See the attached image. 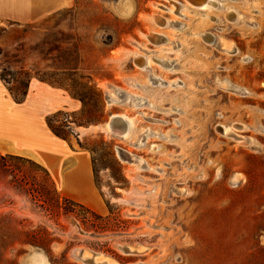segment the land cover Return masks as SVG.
I'll list each match as a JSON object with an SVG mask.
<instances>
[{
  "label": "rangeland",
  "instance_id": "374dc122",
  "mask_svg": "<svg viewBox=\"0 0 264 264\" xmlns=\"http://www.w3.org/2000/svg\"><path fill=\"white\" fill-rule=\"evenodd\" d=\"M45 1L29 16L46 15ZM217 1L201 11L188 0H73L35 24L0 20L9 88L33 77L67 90L81 107L51 116L63 137L101 127L76 139L107 206L69 200L43 166L0 154V264H84L78 252L264 264V0ZM118 115L133 120L130 136L103 129Z\"/></svg>",
  "mask_w": 264,
  "mask_h": 264
},
{
  "label": "crops",
  "instance_id": "0c3cea01",
  "mask_svg": "<svg viewBox=\"0 0 264 264\" xmlns=\"http://www.w3.org/2000/svg\"><path fill=\"white\" fill-rule=\"evenodd\" d=\"M41 17H30L37 0H0V20L38 23L41 18L68 8L73 0H46ZM40 5V4H39ZM81 105L65 89L32 79L24 102L15 100L0 77V154L33 160L50 174L59 192L69 200L99 213L107 206L99 190L91 154L77 145V138L95 127H73L71 138L58 136L50 128L51 116L62 111L76 112Z\"/></svg>",
  "mask_w": 264,
  "mask_h": 264
},
{
  "label": "bare ground",
  "instance_id": "6f19581e",
  "mask_svg": "<svg viewBox=\"0 0 264 264\" xmlns=\"http://www.w3.org/2000/svg\"><path fill=\"white\" fill-rule=\"evenodd\" d=\"M188 2L191 3L192 7L198 10H201V11H206V10L217 8V5H218L217 0H188ZM234 16H235L234 17L235 20L242 21L240 15L236 14ZM156 19L158 20V18ZM167 25H170V23L168 22ZM151 38H158V37L151 36ZM202 39L210 44L217 43V41L219 44V41H220V44L223 46L222 51H224L225 53L233 54L236 52V49L233 44L229 43L226 39H222V38L219 39L216 35L205 33V34H202ZM137 60L139 61L138 62L139 64H142L140 66L141 68H146L149 63L147 59L137 58ZM97 128H101V127L95 126L94 129H97ZM103 129L108 133L111 132L113 134L123 135V137H128L132 134L134 130V123H133V120L130 119L129 117L118 115V116H114L112 120ZM220 129L224 136L232 137L235 139V141L237 140L239 143L251 144L250 139H246L242 136L239 137V136L232 134L231 129H228L227 127H222ZM106 259L101 257V255H96V254H91L89 252H86V253H83L82 258H80L79 260L83 263L86 260H92L93 262L97 264H112L109 261V259L108 260Z\"/></svg>",
  "mask_w": 264,
  "mask_h": 264
},
{
  "label": "trees",
  "instance_id": "16d2710c",
  "mask_svg": "<svg viewBox=\"0 0 264 264\" xmlns=\"http://www.w3.org/2000/svg\"><path fill=\"white\" fill-rule=\"evenodd\" d=\"M32 78L33 77L28 78L26 82H21L20 83V88H17V89L9 88V90H10L11 94L13 95V97L15 98V100L18 101L19 103H22V102L25 101V99L27 97V94H28V91H29V86H30V83L32 81ZM1 79L3 81H5V83L8 85V82H6V80H5L3 75H1ZM40 81L47 82L46 80H43V79H40ZM51 121H52L51 119H49V121H48V124H49L50 128L52 129V131L55 134H57L58 136H61L58 133H56V131L53 129Z\"/></svg>",
  "mask_w": 264,
  "mask_h": 264
},
{
  "label": "water",
  "instance_id": "95a60500",
  "mask_svg": "<svg viewBox=\"0 0 264 264\" xmlns=\"http://www.w3.org/2000/svg\"><path fill=\"white\" fill-rule=\"evenodd\" d=\"M220 131H221V129H220ZM83 253L84 252H78L75 255L80 259V258H82ZM84 263L85 264H97V263L93 262L92 260H86V261H84Z\"/></svg>",
  "mask_w": 264,
  "mask_h": 264
}]
</instances>
